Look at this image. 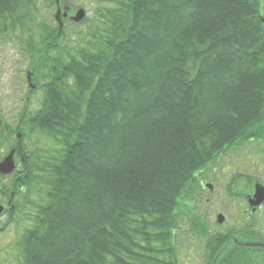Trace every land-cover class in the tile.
Instances as JSON below:
<instances>
[{
  "label": "trees",
  "instance_id": "trees-1",
  "mask_svg": "<svg viewBox=\"0 0 264 264\" xmlns=\"http://www.w3.org/2000/svg\"><path fill=\"white\" fill-rule=\"evenodd\" d=\"M95 1L90 27L68 34L41 0H0V38L38 31L26 42L43 92L16 129L0 113V157L17 161L5 211L31 212L20 264H177L198 174L264 122L261 0Z\"/></svg>",
  "mask_w": 264,
  "mask_h": 264
},
{
  "label": "flooded vegetation",
  "instance_id": "flooded-vegetation-1",
  "mask_svg": "<svg viewBox=\"0 0 264 264\" xmlns=\"http://www.w3.org/2000/svg\"><path fill=\"white\" fill-rule=\"evenodd\" d=\"M256 10L264 50V0ZM251 128L241 144L227 150L198 174L202 191L212 194L215 178L220 174L217 171L231 173L226 191L224 188L230 204L207 207L211 199L206 198L202 204L205 207H189L184 212L192 234L188 241L191 252L188 261L184 251L177 252V264H264V122ZM222 159L230 163L215 166ZM210 174L214 178L206 182L205 177Z\"/></svg>",
  "mask_w": 264,
  "mask_h": 264
},
{
  "label": "rangeland",
  "instance_id": "rangeland-1",
  "mask_svg": "<svg viewBox=\"0 0 264 264\" xmlns=\"http://www.w3.org/2000/svg\"><path fill=\"white\" fill-rule=\"evenodd\" d=\"M69 1L74 7L72 15H74L79 7H81L87 11L88 20L85 22L81 21V23H77L76 25L63 21V26L65 23L68 24L67 33L69 34L72 31L80 33L87 30L95 19L94 14L97 7L96 1ZM48 3L49 0H41L39 16L41 19H46L48 23L54 25V22H56L55 15L57 12V5L48 6ZM33 33L37 37L38 31L36 28H33L32 32L29 34L23 32L20 28H17L0 38V113L2 116H5L7 121L11 124L10 126L15 129L19 127L18 123L22 118V114L29 117L30 113L36 112L41 104L43 96V92L38 88H35L34 92H31L32 89L30 88V82L27 77L28 72H31V82L35 87H38L40 84V78L35 75V71L33 70V58L26 42ZM25 132L26 136L24 142L28 144L29 148L33 151H36L38 148L41 149L40 152L55 150L54 144L38 132H35L31 136L28 135L27 131ZM16 133L21 137V131L16 130ZM13 143H11V145ZM9 152L10 150L8 149L3 150L0 161L4 159ZM228 163H230L228 159H222L220 165L216 164L215 166H226ZM219 170L217 171V173H220L217 174L219 178H215L214 193L211 194L208 191H202L201 186L198 185V187L194 189L195 199L192 197V200L188 202L192 205L191 207H196L194 206L196 203L198 205L201 204L199 207H205L202 204H205L204 200L206 198L211 199L207 207H221L225 203H227L225 205L230 204V201H228L226 195H224V188L229 183L231 173H224ZM11 176L0 180V192L4 189H9V194L12 200L14 192L11 189V183L13 182L15 175ZM213 178L214 174L206 175L205 177V179H207L206 182L211 181ZM231 186L235 187L233 184ZM38 196V194L33 193L30 195L31 199H38ZM11 200L7 201L0 194V205L4 207L3 212L0 214V264H20V261H22V258L20 257V239L24 229L28 228L31 223L28 221L30 220V216L26 215L31 212H28L27 209L22 213H16L14 215V220L9 221L10 215L5 210L14 207V203L12 204ZM16 201L21 203L23 199L19 198L16 199ZM27 208L32 211L29 204L27 205ZM187 220L188 218H184V215H180L179 233L176 235L174 243L178 252L184 251L183 255H185V259L188 261L190 257L188 253L191 252V249L188 246V241L192 234L189 232ZM182 257L184 258V256Z\"/></svg>",
  "mask_w": 264,
  "mask_h": 264
},
{
  "label": "water",
  "instance_id": "water-1",
  "mask_svg": "<svg viewBox=\"0 0 264 264\" xmlns=\"http://www.w3.org/2000/svg\"><path fill=\"white\" fill-rule=\"evenodd\" d=\"M60 0H57V3L59 5ZM68 10L69 7L65 8V12L63 13V17L68 16ZM86 17V11L83 8L78 9L75 15L71 17V19L75 22H81L84 18ZM56 20L59 22V26L62 29L63 28V21H62V10L59 7L57 10V13L55 15ZM28 81L30 82L31 88H34L35 86L31 82V72H28L27 74ZM20 136V135H19ZM15 149H12L5 157L3 160L0 161V173L3 175H10L12 174L16 168L17 164L15 161ZM4 207L0 205V214L3 212Z\"/></svg>",
  "mask_w": 264,
  "mask_h": 264
}]
</instances>
